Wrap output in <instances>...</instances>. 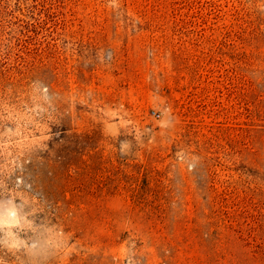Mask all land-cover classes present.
Returning <instances> with one entry per match:
<instances>
[{
	"label": "rangeland",
	"instance_id": "1",
	"mask_svg": "<svg viewBox=\"0 0 264 264\" xmlns=\"http://www.w3.org/2000/svg\"><path fill=\"white\" fill-rule=\"evenodd\" d=\"M0 264H264V0H0Z\"/></svg>",
	"mask_w": 264,
	"mask_h": 264
},
{
	"label": "trees",
	"instance_id": "2",
	"mask_svg": "<svg viewBox=\"0 0 264 264\" xmlns=\"http://www.w3.org/2000/svg\"><path fill=\"white\" fill-rule=\"evenodd\" d=\"M48 146H49L48 150L44 151L46 155L44 156V158L46 159L47 173L46 174L40 173L37 175V183H41L39 185V189L43 192L44 191L46 192V190L52 186V184L56 181V179L61 178L59 174H57L52 170L53 165L57 163V159H55V157L61 158V155L57 154L56 153L57 151L54 150V148L51 145ZM71 169H72L71 167L68 168L66 170V174L72 178L73 175L71 174ZM43 176H45V178L41 180ZM53 195H54L53 192L47 191V196H53Z\"/></svg>",
	"mask_w": 264,
	"mask_h": 264
}]
</instances>
